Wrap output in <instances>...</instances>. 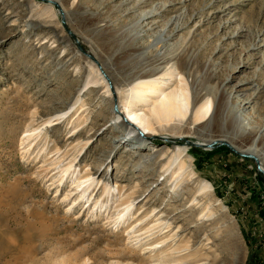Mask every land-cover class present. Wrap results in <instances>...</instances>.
<instances>
[{
	"label": "rangeland",
	"instance_id": "rangeland-1",
	"mask_svg": "<svg viewBox=\"0 0 264 264\" xmlns=\"http://www.w3.org/2000/svg\"><path fill=\"white\" fill-rule=\"evenodd\" d=\"M66 30L94 63L77 54ZM92 68L116 86L113 108L131 107L124 90L137 82L162 81L166 92L179 82L187 88L195 106L156 127L149 147L159 150L158 161L142 165L143 152L115 144L117 125L103 132L116 118ZM207 100L211 110L222 105L209 130L193 115ZM220 115L228 117L225 126ZM75 127L84 133L68 140ZM258 131L264 155V0H0V264H141L149 254L140 255L139 246L158 239L157 230L149 236L146 229L188 206L193 221L213 214L203 219L209 259L264 264V173L226 144L200 146L220 137L242 149ZM169 135H185L188 143H163ZM170 164L176 172L183 165L181 177L157 186ZM74 170L95 183L91 199L73 208L62 198L73 188ZM105 172L108 197L99 190L103 180L97 184ZM205 181L210 195L203 197ZM135 198L129 221L107 222ZM136 220L148 225L138 232L136 222L130 234L126 227Z\"/></svg>",
	"mask_w": 264,
	"mask_h": 264
},
{
	"label": "bare ground",
	"instance_id": "bare-ground-1",
	"mask_svg": "<svg viewBox=\"0 0 264 264\" xmlns=\"http://www.w3.org/2000/svg\"><path fill=\"white\" fill-rule=\"evenodd\" d=\"M62 23L65 25V23L63 21H62ZM166 26H170V25H165V27ZM66 32H67V35L69 36L68 37L69 40L71 42L73 41L74 43L76 42L74 46L77 49V54L82 59H86V60L88 59L94 63L95 58H93V56H91L87 52H84L80 48V45L76 41L73 33L70 30H66ZM160 37H161V35H160ZM69 40L67 39V42ZM61 41H63V40H61ZM77 46H78V48H77ZM79 52L82 53L83 55H81ZM134 56H136V55H134ZM161 58H163V57H161ZM95 64L100 69V65L97 62ZM92 69L94 70L93 73L97 74L96 75L97 78L95 80L93 79L94 80L93 83L95 84L96 82L99 81V83L102 84L104 86V88L106 89L105 94H103L102 98L105 100L106 104H109L111 106L110 108L112 110V114H113L114 118H116V120H114L115 122L112 123L111 125L107 126L103 130V132L104 131L106 132L107 130H113L112 126L117 125L121 129V133L119 134V136L121 138L119 141L116 140L115 144L121 145V143H129V145L132 146L130 148L131 151L141 152V153L142 152L144 153V151H146L147 153H144V154L142 153L141 158H140L141 161L139 160V163L142 165L145 164V166H147V164L149 165V163L154 162L155 157L159 153V150L154 149V148H150L149 145H151L150 143L153 141V138L155 136H157L156 127L161 128L162 126L168 125L169 123H171L175 119L182 118L184 116L183 113H185L186 110L189 108L190 102L192 103L191 106H193V107L195 106V103H194L195 100L191 101L187 88L185 86L180 85V82L177 83L171 89L167 88L168 90L169 89L170 90L166 92V90H164L165 85L162 81L160 82L159 80H151L148 82H137L134 85L129 86L128 90H124V92L128 95V97H130L129 99H131V103H130L131 107H129V105H127V106L125 105L124 107L122 105H119V106H117V108L116 107L113 108L114 107V99L116 98V93H117L116 86L110 80L111 78L109 77V75H107L104 71H101V73H99L98 70L96 71L97 68L96 69L92 68ZM133 77H134V75H133ZM136 79H137V77H135L132 81H135ZM108 82L110 83V85ZM91 83L92 82H90V84ZM128 85L129 84H126L125 87L126 86L128 87ZM90 86H92V85H90ZM109 86L111 87V91H110ZM88 87H89V85H88ZM90 88H92V87H90ZM112 89H113V91H112ZM114 90L116 93L114 92ZM137 102H142L144 104L143 109H141V110L134 109L135 108L134 105ZM247 103H248V100L246 101V104ZM138 107H140V104ZM211 107H212L211 102L207 100L204 102L203 105H201L198 109H196L194 111V114H193V115H195V117L198 120L203 119L202 121L204 123V126L208 130L212 128L211 125H212L213 121H215L214 119L216 118V112H217L218 108L222 107V105L215 103L212 110H211ZM209 111H210V114H209ZM64 114L66 115V112ZM185 116H184V118H185ZM224 116L225 115H220V119H222L221 120L222 126H225L226 120H225ZM225 117H226V119H228L227 116H225ZM229 118H231V116H229ZM235 119L238 120L241 125H243V129H244V127H245L244 120L241 117H239V115H236ZM233 120H234V117H233ZM198 122H200V121H198ZM48 123H51V121H49ZM56 124L57 123H53L50 126H47V125L46 126L47 127H53ZM200 125H201V123H200ZM72 131H74V133L69 136L68 140L77 138V136L80 133H84L81 131H77V127L73 128ZM31 134L32 133H30V135ZM30 135L28 134L27 137L25 136L27 140H29ZM259 136H260V131L256 132L255 135L252 137V142L250 143V145H248L247 147L242 148V149L238 148V146L237 147L234 146L232 143H230V142H228L225 139L220 138V137L218 139H208V140H205L203 142H200V146L204 147V148H208V149L211 148L212 149L217 144H226V146H228L233 152H239L241 154V156H243V157H248V158L256 160L258 167H259V171L264 173V163H263L264 162V155L261 154L259 149L257 148V142H258ZM160 138L163 141V143L171 142V143H175V145H178L177 141H183L185 144L188 143V141L185 140V139H187V137L185 135L184 136H182V135L170 136L169 135V136H163ZM30 141H31V139H30ZM112 148H115V145H113V147L110 148L111 151H113ZM110 154L108 155V153H107L108 158L110 157ZM155 161H158V160H155ZM102 164L97 166L95 173H98L101 170ZM174 166H175V164H174ZM178 166L179 167L177 168V172L174 170H169L171 167V164L168 165V167L165 170L163 168V170H164L162 173L163 175H160V177L164 176V174L168 173V171H169V174L165 175L166 177H164V179L161 182H158L157 186L160 184H165V183L169 182L170 178H172L173 181L178 180L179 177H181V174L183 171L182 170L183 165L181 166V164H179ZM71 168H72V165H71V163H69V165L62 170L63 174L64 173L66 174V172L69 171ZM86 172H88V171H86ZM74 173H75V170L71 171L70 175L73 176ZM80 174H81V172L79 170V173L77 175L73 176V177H75V178H72V179H74V181L71 182V186L73 185L72 186L73 188L71 190H69L62 198L63 202H66L68 200H72L71 205L73 206V208L82 203L81 198H83V199L86 198V201H89L91 199L92 193L90 192L87 196H86V194L90 190V187L95 183V180L92 177V175L88 174V175L82 177V176H80ZM61 175H62V173H61ZM190 175H192L191 178H193V173ZM63 176L64 175H62L60 177V180L63 179ZM83 178H84V180H83ZM100 182H101V185H100L99 190L102 188V193L106 192L107 197H108L110 194V192H109L110 187H108V184H107L108 183L107 172H105L102 175V177L97 180L98 185ZM177 182H179V181H177ZM190 182H191V180H190ZM63 183H64V181H63ZM201 183L202 184H200L198 190L202 191L203 197L210 195L209 194L210 193V190H209L210 184L206 181L201 182ZM177 184H175V185H177ZM120 192L117 191V193H120ZM143 195L144 194L138 195L136 198H140ZM127 198L128 197L126 196V199ZM136 198L131 200L130 203L128 204V206L124 207L123 210L121 209L122 211L120 213L118 212V217L115 218L114 220H111V218L109 216H107L106 217L107 222H109L111 224L113 223L115 225L117 223L120 224L121 223L120 221H122L123 224H125L127 221H129V218L131 217L130 213H131L132 205H134V203H135L134 201L136 200ZM91 201H92L91 204L94 203V206H96L99 203V199H95V197ZM195 203H197V202H195ZM100 205H101L99 207L100 209L104 207V205L103 206H102V204H100ZM193 209H194L193 207L188 206V210L186 212L190 213V215L188 214L187 217L185 216V213H186L185 211L182 212L181 214H180V212H178L174 215H170V214L168 215L167 214L168 216H166L165 219H161V216H160L159 218L154 220L155 222H158V223L152 224L147 229L145 228V226H147L148 223L146 225H144L143 227H141L143 225L142 220H139V221L136 220L135 222H132L131 224H129L128 227H126V230L132 227V231L130 232V234H135V232H136L134 230L135 226H136L135 223L139 222L140 224L137 227L138 232L142 231L143 229H146V230H148V232H150L149 236L154 235V233H151V232L154 230H157L156 233H158V235L153 237V238L158 237V239L155 242H153L152 244H149V243L144 244L143 243L142 245L139 246V247H143V250H142L140 255L145 256V255L149 254L147 257L142 259L141 264H220L221 260L218 259V257H212L211 259L208 258L207 251H205L206 245L203 243L205 240L206 241L208 240L204 234L205 223L203 222V219L205 216L201 215V217L199 219H196L195 221H193V215L194 214L191 213V210H193ZM106 211H107V208H105L102 211V213L106 212ZM174 212H176V211H174ZM207 212H208L207 213L208 215H207V218L206 217L205 218L208 221L213 214L210 212V210ZM95 215L97 216V214H95ZM98 215L100 216L101 213H99ZM120 215H122V216L119 217ZM163 230H165V231L162 232ZM194 232L198 233L200 236L199 235L196 236L197 235L196 234L195 235L196 237L192 238V240L190 241V239H191L190 236H188V238H187L186 235L187 234L190 235V233H194ZM146 237H144V238H146ZM144 246H145V248H144ZM199 246H200V249L197 248ZM202 254L205 255V258L197 259L198 257L202 256Z\"/></svg>",
	"mask_w": 264,
	"mask_h": 264
}]
</instances>
